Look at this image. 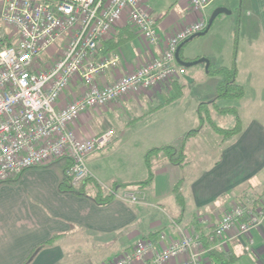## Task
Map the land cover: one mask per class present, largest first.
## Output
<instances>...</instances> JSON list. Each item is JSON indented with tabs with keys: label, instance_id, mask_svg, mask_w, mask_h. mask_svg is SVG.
I'll return each mask as SVG.
<instances>
[{
	"label": "crops",
	"instance_id": "1",
	"mask_svg": "<svg viewBox=\"0 0 264 264\" xmlns=\"http://www.w3.org/2000/svg\"><path fill=\"white\" fill-rule=\"evenodd\" d=\"M231 2L212 0L205 12L200 13L191 8L188 0H174L173 6L167 11L170 14L174 10L175 13L167 23H164L165 16H161L164 18L157 23L161 27L158 28L159 33L166 38L202 16L210 18L217 7L230 8ZM152 3L153 0H146L153 15ZM242 5L244 8L241 11L246 9L242 18H246L248 23L250 18H256L253 25L256 26L257 33L252 38L251 47L247 45L253 51V60L249 63L253 67L264 65V0H243ZM154 17L157 20L159 16ZM239 20L242 24V19ZM64 42L59 41L48 53L56 56ZM186 43L181 48V56L185 59L207 55L199 51L195 56H189ZM163 48L164 42L152 44L125 21L119 22L103 39L96 57L98 60L117 57V64L109 66L103 74L95 75V79L100 85L111 84L161 55ZM211 63L216 66L232 65L221 60ZM235 63L236 80L245 89L244 96L237 98L238 100L247 98L255 79L264 88V80L260 74L263 69H248L252 74L251 82L250 78H246V69H240V55L236 57ZM185 68L184 73L178 77L160 82L144 91L128 93L120 101L89 109L70 123V127L81 138H88L109 128L115 130L112 143L88 158L91 174L99 182L112 185L115 182L139 180L147 176L145 153L157 141L156 137L152 138L153 128H147L141 134V127L146 126L144 121L175 104L180 108L179 117L163 133L158 132L157 135L164 138L160 141H172L162 142L163 144L178 145L186 133L195 128L192 126L195 122L199 130L194 132V136H189L184 145L185 161L188 164H174L162 154L154 165L153 182L143 190L146 203L141 204H130L115 197L107 204L100 205L88 195L61 192L58 183L63 170L62 160L50 166L26 169L16 182L0 183V264H105L131 250L144 237L153 239L156 249L160 248L167 242H160L161 232L175 238L180 236L176 223L205 237L212 231L223 211L240 200L242 190L251 188L246 185L256 186L264 182L262 105H258L256 114L248 117L241 112L242 108L236 106L238 104H224L235 99H219L218 107L237 110L242 125L239 132L223 140L211 125L201 122L200 116L201 103L209 102L212 118L217 121L213 114L221 113L211 101L216 96L217 85L223 76L209 74V70L204 65L200 67L199 63ZM196 86L197 89L191 90ZM83 90L80 79H73L62 95L60 104L74 100ZM230 114L235 119L232 113L222 115L226 117ZM206 128L215 132L213 145H219L218 159L216 148L208 151L194 150L197 146L194 143L198 142V146L200 145L198 136ZM209 153L212 156L208 165L191 178L183 180L185 206L182 208L176 198L174 184L177 181L174 180L173 173L189 167L192 154L201 156ZM160 162L162 166L157 168ZM90 191L93 190L90 188ZM203 218L212 223L207 227L203 226ZM153 232L157 233L152 234ZM56 233L61 234L56 242L42 245ZM226 250L239 257L233 264H264V222L250 236L230 239ZM181 260L182 258L174 259L171 264H178ZM216 260L208 255L205 257L206 264H216Z\"/></svg>",
	"mask_w": 264,
	"mask_h": 264
},
{
	"label": "built area",
	"instance_id": "2",
	"mask_svg": "<svg viewBox=\"0 0 264 264\" xmlns=\"http://www.w3.org/2000/svg\"><path fill=\"white\" fill-rule=\"evenodd\" d=\"M191 8L204 13L212 0H188ZM133 27L150 43L164 42L161 55L111 84L100 85L95 75L117 64V57L98 60L103 39L123 22ZM208 18L162 37L157 20L146 0H2L0 7V183L20 175L30 167L58 159L71 160L66 173L74 185L90 177L88 158L108 147L115 130L109 128L81 138L70 123L91 108L117 101L128 93L150 88L178 77L185 71L176 59L178 46L193 34L203 31ZM64 40L63 50L50 64L38 58ZM79 78L83 93L61 105L62 95L73 79ZM111 188V187H110ZM115 197L140 202L130 191ZM251 204H254L252 202ZM237 205L226 211L205 238L176 223L179 237L161 232L156 249L151 238L139 239L131 250L105 264H206L210 248L225 250L228 241L261 223L264 202L255 208ZM201 224L209 225L203 218ZM207 241L209 246L206 245Z\"/></svg>",
	"mask_w": 264,
	"mask_h": 264
},
{
	"label": "rangeland",
	"instance_id": "3",
	"mask_svg": "<svg viewBox=\"0 0 264 264\" xmlns=\"http://www.w3.org/2000/svg\"><path fill=\"white\" fill-rule=\"evenodd\" d=\"M1 1L2 0H0V7H1ZM231 1H232L230 4L231 9L230 8L229 9L232 12L229 14L228 13L219 14L216 17V19L213 21V23H212V25H211V27L207 33H205L204 35L197 36V37L193 38L192 40H190L189 42L186 43L185 47H186V49L189 50V54H190L189 56H195L199 51H202V52L207 54V55H202L196 59H199L201 57H207L210 59V61H216V60L220 61L221 60L222 62H230V64L232 63V65L235 64L236 57H239V55H240L241 62H242L240 65V69H241V67L243 69H246L245 70L246 78H250L251 82H253L252 77H251L252 74H250V72H251L250 70L251 69H253V70L257 69L258 70L260 68V69H263L260 74H262L261 76L263 77V80H264V65L253 67L249 63L251 60H253V54H252L253 51H251L250 44L253 42L252 38H254L256 36V33H257L256 28H255L256 26L253 25V23L256 22L255 21L256 18H255V16L250 18L249 23H248L246 18H242L243 16H245V13H246V9L241 11L244 8V6L242 5L243 0H231ZM173 2H174V0H153V3H152L154 6L153 16H156V17L159 16L157 18V23H159L164 18V17H161L162 15H164L166 18V20H164L165 21L164 23H167V21H169L168 19H171L173 17V15L175 13L174 10H172L170 12V14L167 11V10H169L170 7L173 6ZM239 19H242V21H243L242 24H239V22L241 23V20H239ZM238 25H239V28H238ZM157 28H159V29L161 28L160 24L157 25ZM247 45L250 47H248ZM63 48H64L63 45H61V48L59 49V52L56 53V56L51 55L49 53L42 54L38 58V60L41 62L40 64L45 65L47 63L50 64L51 62H53L57 58V56L60 55ZM254 52H255V57L257 58L256 51L254 50ZM196 59H193V60H196ZM199 65H200V67H202L204 65V67L206 69V63L201 62V63H199ZM248 69H250V70H248ZM251 84H253V83H251ZM258 84H259V81H257V79H255L254 80V87H253V89H251V93L249 92L247 98H245L244 100L235 99V100H232L231 102H229V101L224 102V104H231V105L238 104L236 106L242 108L241 112H243L244 115H248V117L251 115H254L258 112V110H259L258 105L259 104L262 105V109L264 110V88L262 87L261 84H259V86H257ZM207 88H210V85H207ZM193 89H197V86L193 87L191 90H193ZM141 90L144 91V90H147V88L146 89L143 88ZM141 90H138L136 92H139ZM189 91L190 90H188V92ZM207 92H209V90ZM123 98H125V96L118 99L117 101H120ZM190 100H191V98H190ZM117 101H115V102H117ZM111 103H113V102H111ZM111 103H109V104H111ZM222 104H223V102H222ZM179 113H180V108L178 105L172 104L169 107H166L165 109H163L159 113H157V115H155L152 119L149 118L148 120L144 121L143 124H145L146 126L144 128L141 127L142 128V130L140 131L141 134L145 133V129H147V128L152 129L153 128L152 138L156 137V140H157L155 145H153V146H160L163 144L162 142H172L170 140L169 141H163L164 138L160 137L161 135H157V133L158 132L163 133V130L166 129L168 127V125L171 126L173 121L176 120V117H179V115H180ZM213 117L218 121L219 124L224 125V126L229 125V124H231V126H233L235 124V119L231 114H230V116H226V117L223 116L222 114H220V115L219 114H217V115L213 114ZM244 117H246V116H244ZM195 124L196 123L194 122V124L192 125V126H195L194 129L197 128V125H195ZM199 124H201V123H199ZM207 125H210V124L208 123ZM205 127H208V126H205ZM214 133H215L214 131H212L208 128L203 130L201 132V134L198 136V138L200 139V142H199L200 145L198 146V142H195L194 144H196L197 146H195L194 150L208 151V150H211L213 148H216V158L218 159V157L220 155V148H219V145H217L216 147L213 145V144H215V142H214V139H215L214 135L215 134ZM217 137L220 138L219 135ZM161 138H163L162 141H160ZM159 143H161V144H159ZM180 143H181V141L179 142V144ZM162 154H164V153H161L159 155V157ZM177 155L178 154H176V156ZM211 156H212V153L201 155V156H196V155L192 154L190 156L192 158V163L189 167L188 166L185 167L183 170H181V172L177 171L180 174L179 176H178V173L174 171L173 177H174V180L177 181L174 184V187L178 188V192L181 193L182 197L184 198V202H185V197L183 195L184 194L183 180H187V179L191 178L193 176V174L198 173L202 168L206 167L208 165L209 158H211ZM186 164H188V162L185 161L183 166ZM144 165H145V160H144ZM179 165H181V164H179ZM161 166L162 165L160 162V164H158L157 168H159ZM183 166H181V167H183ZM145 168H146V165H145ZM153 169H155V168L153 167ZM100 183L106 189L111 187V185H107L101 181H100ZM263 186H264V182H262V183H260V185H256V186L255 185L254 186L246 185V187H251V188L246 189V190H242V193L240 194V200L238 202L232 204L229 209L234 208L239 204L240 205L251 204L252 202H254V204H251L253 207H255V208L261 207L259 205H261L264 202V187ZM110 189H112V188H110ZM112 190H115V189H112ZM143 190H145V189H138L135 186H128L126 188L120 189V191H117V190L116 191L119 193H123L125 191H130V192L136 193L139 196V198L141 199L140 202L132 203L130 201H125L123 199H121V200H123L127 203H130V204H141V203H146L145 202L146 201L145 193ZM229 209H227L226 211H228ZM226 211H223L222 215ZM263 222H264V218H262L261 223L258 224L257 226H255L254 228H252L249 233H244L238 237L250 236L251 233L253 232V230L258 228L260 225H262ZM209 223H212V222H209Z\"/></svg>",
	"mask_w": 264,
	"mask_h": 264
},
{
	"label": "trees",
	"instance_id": "4",
	"mask_svg": "<svg viewBox=\"0 0 264 264\" xmlns=\"http://www.w3.org/2000/svg\"><path fill=\"white\" fill-rule=\"evenodd\" d=\"M208 73L220 74L223 76L222 80L217 85L216 96L212 99L211 104H214L217 111L221 114L232 113L235 116V124L233 126L229 125L224 127L221 126L217 121H215L212 118L211 111L208 107L209 102L201 103V110H200L201 122L206 124L209 123L217 133L222 135L223 140H225L241 130L242 128L241 120L236 109L231 107H220V106L218 107L217 101L219 99L241 98L245 94V89L243 85H241L236 80V75H237L236 63L233 64L232 66H216L214 65V63H211ZM198 130L199 128L190 130L188 133H186L181 143L178 145L162 144L160 146H152L150 149L147 150L144 157L145 165L147 169V176L143 179L129 181V182H115L111 185V188L119 191L120 189L126 188L128 186H135L138 189H145L146 187L150 186L155 177V171L153 167L156 161L159 159V155L161 153H164L172 163L183 164L186 160L185 150H184L185 142L189 136H192L194 132H197ZM176 154L178 155L176 156ZM60 160L63 161L62 175L58 183V189L61 192H72L79 195H88L92 197L94 201L100 205L107 204L108 202H110L115 198L114 193L106 189L92 175L87 179H85L83 182H81L80 185H74L72 178L68 176L66 173V170L71 163V160L68 157L58 159L52 163L47 164L46 166L53 165L59 162ZM21 174L8 181L16 182L17 180H19ZM90 188L93 190L92 192L91 191L89 192ZM174 190L175 191L177 190L176 197L181 207L183 208L185 206L184 198L182 197L181 193L178 192V188L176 189L175 187ZM155 233L157 232H153L152 234ZM60 236H61L60 233H56L50 239L42 243V245H51L54 242H56L60 238ZM144 238H148V237H144ZM205 242L206 245L209 246V243L207 241ZM208 256H210L212 260L217 259L216 264H233L235 260L239 258L237 255H235L234 253L232 254L226 249L221 251L215 248H210V251L208 252Z\"/></svg>",
	"mask_w": 264,
	"mask_h": 264
},
{
	"label": "water",
	"instance_id": "5",
	"mask_svg": "<svg viewBox=\"0 0 264 264\" xmlns=\"http://www.w3.org/2000/svg\"><path fill=\"white\" fill-rule=\"evenodd\" d=\"M232 11L225 7V6H220V7H217L216 9H214V11L212 12L210 18L208 19V25L206 27V29H204L203 31H200V32H197L195 34H193L192 36H190L188 39H186L184 42H182L179 46H178V49L176 51V59L178 61V63L184 67H190L194 64H198V63H201V62H204L206 63V70L208 71L209 68H210V65H211V61L209 58L207 57H201L199 59H196V60H188V59H185L184 57L181 56V48L183 47V45L186 43V42H189L190 40H192L193 38L197 37V36H201V35H204L205 33L208 32V30L210 29L213 21L216 19V17L221 14V13H231Z\"/></svg>",
	"mask_w": 264,
	"mask_h": 264
}]
</instances>
